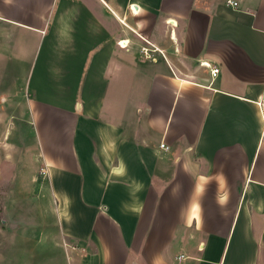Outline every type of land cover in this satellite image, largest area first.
I'll return each mask as SVG.
<instances>
[{
    "label": "crops",
    "instance_id": "1",
    "mask_svg": "<svg viewBox=\"0 0 264 264\" xmlns=\"http://www.w3.org/2000/svg\"><path fill=\"white\" fill-rule=\"evenodd\" d=\"M240 2L0 0L68 264H264V0Z\"/></svg>",
    "mask_w": 264,
    "mask_h": 264
},
{
    "label": "rangeland",
    "instance_id": "2",
    "mask_svg": "<svg viewBox=\"0 0 264 264\" xmlns=\"http://www.w3.org/2000/svg\"><path fill=\"white\" fill-rule=\"evenodd\" d=\"M8 47L6 43L4 48ZM31 56L29 52L18 61L7 53L0 55V264H68L64 238L54 227L48 191L35 194L36 184L26 185L29 173L37 171L33 161L24 166L27 154L36 150V137L33 127L19 117L25 107ZM32 86L31 82L29 88ZM23 196L39 200L26 204L23 199L17 206L7 202L16 203ZM19 208L22 213H18Z\"/></svg>",
    "mask_w": 264,
    "mask_h": 264
},
{
    "label": "built area",
    "instance_id": "3",
    "mask_svg": "<svg viewBox=\"0 0 264 264\" xmlns=\"http://www.w3.org/2000/svg\"><path fill=\"white\" fill-rule=\"evenodd\" d=\"M226 4L234 9H240V10H244L246 4L240 2V0H226ZM122 47H124L126 45V43L120 42L119 43ZM206 66H208L206 64ZM218 72V68L217 67H213L210 70V74L211 75H215ZM258 106L261 108V112L263 111L264 114V90H263V96L262 98L258 101Z\"/></svg>",
    "mask_w": 264,
    "mask_h": 264
}]
</instances>
